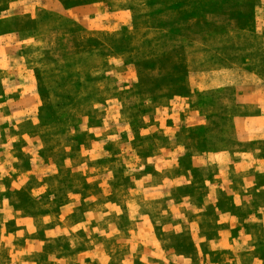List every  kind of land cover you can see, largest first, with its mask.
Segmentation results:
<instances>
[{
	"label": "crops",
	"instance_id": "crops-1",
	"mask_svg": "<svg viewBox=\"0 0 264 264\" xmlns=\"http://www.w3.org/2000/svg\"><path fill=\"white\" fill-rule=\"evenodd\" d=\"M76 4L74 9L88 12L99 7L91 0ZM106 5L101 26L86 32L91 41L109 45V36L129 38L125 55L146 52L132 48L137 38L149 36L156 45L157 30L136 24L137 17L152 16L156 2ZM97 17L63 9L62 26L64 20L96 25ZM258 21L260 29L242 40L247 44L245 57L237 59L242 65L205 70L201 84L191 82L190 88L202 93L235 91L236 100L223 109L191 96L163 123L160 114H146L137 130L131 113L116 109L108 111L102 128L106 141L100 143V127L79 119L74 129H62L61 149L57 141L45 142L38 127H9L21 150L13 160L14 177L0 174V264H264V137H259L264 127L258 131L253 125L264 119V16ZM81 34L76 32L79 42ZM74 48L76 54L81 50L77 42ZM9 60L10 67H0L9 75L0 116L31 119L36 97L27 91L36 85L34 71L23 69L20 50ZM198 113L209 121L232 118L253 127L237 132L231 143L236 152L228 154L224 131H215L220 135L212 139L196 123ZM138 130L144 139L133 143L131 131L136 136ZM6 132L0 127V148L9 145ZM6 163L0 159V166ZM12 196L26 198L27 209ZM36 205L32 213L29 208Z\"/></svg>",
	"mask_w": 264,
	"mask_h": 264
},
{
	"label": "rangeland",
	"instance_id": "rangeland-1",
	"mask_svg": "<svg viewBox=\"0 0 264 264\" xmlns=\"http://www.w3.org/2000/svg\"><path fill=\"white\" fill-rule=\"evenodd\" d=\"M26 1L30 3L26 4ZM78 1L83 4L89 0ZM91 1L98 2L99 7L88 12L74 9L80 6L76 0H0V67H10L11 53L20 50V64L23 69L34 71L36 83L31 91H27L36 97L31 119L20 116L7 120L5 113L0 116V127L7 131L3 138L9 144L0 148V159L7 160L5 166H0V174L14 177L13 160L19 153L18 149L21 150L9 130L15 124L26 128L38 127L43 131L45 142L57 141L55 147L61 149L58 142L62 143V129H74L79 119L100 127L101 143L107 140L106 135L101 133H104L102 128L108 123V111L126 108L134 120L131 124L137 130L144 125L146 114H160L163 123L170 111L178 112L180 104L191 96L199 97L205 105L212 104L217 110L223 109L226 102L236 100V92L231 89L202 93L190 88V85L191 82L201 84L205 70L242 65L237 60L245 57L247 44L242 40L244 35L260 29L262 23L258 18L264 16V0H153V4H158L157 10L152 12V16L145 13V19L137 17L136 24L144 30H157L160 38L157 36L156 45L154 38H149L148 34V39L137 38L132 48L146 49V52L130 55L123 54L130 47L129 38L109 36L112 38L109 45L88 38L86 32L91 26H101L100 17L108 7L106 3L109 5L112 0ZM31 2H38L39 5L29 6ZM63 9L70 10L72 15H96L98 20L96 25L64 20L62 26ZM132 25L135 26L134 23ZM81 31L79 42L76 32ZM225 33H230V36L216 38ZM76 42L81 46L82 53L76 54ZM146 42H151L152 48ZM97 65L99 68H95ZM7 72L0 68V99L6 95L4 80L9 77ZM21 73L24 75L25 72ZM228 77L237 76L230 74ZM201 114L195 116V121L201 125L202 132L206 131L212 139H217L220 134L214 132L224 131L226 143L230 146L226 149L228 154L236 152L231 143L237 132L253 127L252 123L232 118L209 121ZM91 116L94 118H89ZM17 120L19 123H16ZM253 125L258 131H263L259 128L264 127V119ZM160 133L165 137L164 132ZM138 134L139 130L136 136L131 131L133 143L144 139ZM163 136H160L162 142H166ZM68 137L71 139L74 136L68 134ZM259 137H264V134ZM61 151H56L57 158H62ZM25 199L11 197L15 205L27 209L29 201ZM8 200L11 201L10 197ZM29 209L36 213L38 206Z\"/></svg>",
	"mask_w": 264,
	"mask_h": 264
}]
</instances>
